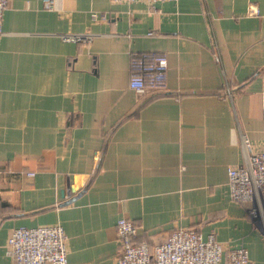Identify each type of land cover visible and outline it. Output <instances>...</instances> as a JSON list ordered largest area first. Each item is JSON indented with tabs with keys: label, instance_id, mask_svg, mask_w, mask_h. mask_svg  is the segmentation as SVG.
Here are the masks:
<instances>
[{
	"label": "crops",
	"instance_id": "crops-1",
	"mask_svg": "<svg viewBox=\"0 0 264 264\" xmlns=\"http://www.w3.org/2000/svg\"><path fill=\"white\" fill-rule=\"evenodd\" d=\"M133 52L167 57L163 91L130 89ZM263 80L264 0H11L0 264H15L14 229L48 225L64 228L69 264H116L123 218L136 243L192 229L264 264V223L229 188L264 143Z\"/></svg>",
	"mask_w": 264,
	"mask_h": 264
},
{
	"label": "built area",
	"instance_id": "built-area-1",
	"mask_svg": "<svg viewBox=\"0 0 264 264\" xmlns=\"http://www.w3.org/2000/svg\"><path fill=\"white\" fill-rule=\"evenodd\" d=\"M47 8H52L53 0H44ZM113 2H134L138 0H112ZM150 5L176 0H139ZM11 0H0V35L3 34L5 12ZM251 13H257L252 9ZM153 35V33H150ZM66 40L91 39L86 35H67ZM130 89L136 92L146 90L163 91L166 88L168 59L164 55L133 52L130 54ZM264 117V80H263ZM248 146L249 140L243 138ZM30 177L34 173H28ZM229 188L231 199L249 204L254 217L264 223V143L260 151L246 157L241 165L229 168ZM136 226L128 219H120L117 224L119 251L116 264H254L245 248L226 250L215 234L205 240L192 229H177L169 234L166 241L150 246L136 243ZM7 248L15 264H69L68 237L60 225L21 227L11 233Z\"/></svg>",
	"mask_w": 264,
	"mask_h": 264
}]
</instances>
